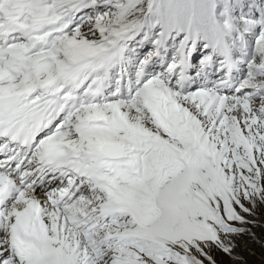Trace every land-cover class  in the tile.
<instances>
[{"label": "snow or ice", "instance_id": "1", "mask_svg": "<svg viewBox=\"0 0 264 264\" xmlns=\"http://www.w3.org/2000/svg\"><path fill=\"white\" fill-rule=\"evenodd\" d=\"M260 202L264 0H0V264H216Z\"/></svg>", "mask_w": 264, "mask_h": 264}, {"label": "trees", "instance_id": "2", "mask_svg": "<svg viewBox=\"0 0 264 264\" xmlns=\"http://www.w3.org/2000/svg\"><path fill=\"white\" fill-rule=\"evenodd\" d=\"M239 226V225H238ZM247 231L236 236L235 256L242 258L247 263H256L264 258V228L256 224L253 220L245 226ZM234 256V257H235ZM219 264H240L239 261L231 257L227 260L218 258Z\"/></svg>", "mask_w": 264, "mask_h": 264}, {"label": "rangeland", "instance_id": "3", "mask_svg": "<svg viewBox=\"0 0 264 264\" xmlns=\"http://www.w3.org/2000/svg\"><path fill=\"white\" fill-rule=\"evenodd\" d=\"M250 207H252L251 205H249ZM246 216L248 221H254L256 224H258L259 226L264 228V202H260L257 203V205L255 207H253L252 210V214L248 215L246 213H242ZM236 236L233 238L234 239V243L235 245L237 244L236 242ZM235 250L236 248H234V251L231 255L224 253L223 251L217 249V248H213L210 252V254L212 255L213 259L216 261V264L218 263V258L220 257L221 260H227L228 258L233 257L236 262L239 261L240 264H264V258L260 259L258 262L256 263H247L246 261H243L242 258H237L235 256ZM235 256V257H234ZM205 264H207V261L205 262Z\"/></svg>", "mask_w": 264, "mask_h": 264}]
</instances>
